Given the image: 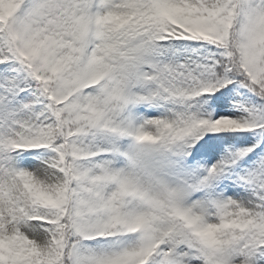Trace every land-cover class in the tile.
Wrapping results in <instances>:
<instances>
[{
	"label": "snow or ice",
	"instance_id": "obj_1",
	"mask_svg": "<svg viewBox=\"0 0 264 264\" xmlns=\"http://www.w3.org/2000/svg\"><path fill=\"white\" fill-rule=\"evenodd\" d=\"M0 264H264V0H0Z\"/></svg>",
	"mask_w": 264,
	"mask_h": 264
}]
</instances>
